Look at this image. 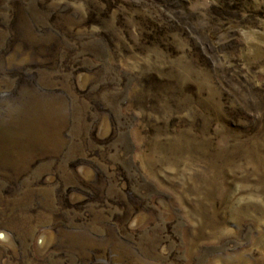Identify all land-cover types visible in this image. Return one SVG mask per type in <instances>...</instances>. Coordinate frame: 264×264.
I'll return each instance as SVG.
<instances>
[{"label":"rangeland","instance_id":"obj_1","mask_svg":"<svg viewBox=\"0 0 264 264\" xmlns=\"http://www.w3.org/2000/svg\"><path fill=\"white\" fill-rule=\"evenodd\" d=\"M0 264H264V0H0Z\"/></svg>","mask_w":264,"mask_h":264}]
</instances>
